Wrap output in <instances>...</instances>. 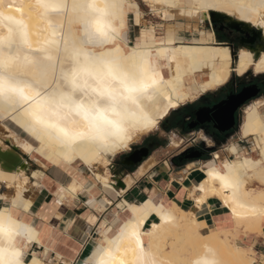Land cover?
Wrapping results in <instances>:
<instances>
[{
    "label": "snow or ice",
    "instance_id": "snow-or-ice-1",
    "mask_svg": "<svg viewBox=\"0 0 264 264\" xmlns=\"http://www.w3.org/2000/svg\"><path fill=\"white\" fill-rule=\"evenodd\" d=\"M5 9L18 15H5ZM215 13L245 21V30L264 45V0H0V131L18 140L23 133L26 151L39 152L69 177L66 185L57 183L53 205H71L78 193L92 197L93 179L105 189L111 186L95 173L98 165L107 167L112 157L128 148L133 138L126 127L129 122L137 138L163 131L175 143L177 132H169L161 118L165 108L187 99L180 88L182 64L193 71L209 65L222 70L233 62L234 53L217 46V33L208 27L216 23ZM179 19L201 29L198 47L183 45L178 35L182 25L174 23ZM134 26L138 34L132 44L128 35ZM33 35L39 37L35 42ZM254 51H239L238 71L246 62L264 75V54H257L254 62ZM173 66L176 74L166 79L161 69L172 73ZM221 79L214 73L201 87ZM244 112L242 138L249 133L255 137L252 154L232 144L224 152L236 153V159L220 157L217 164L210 158L207 179L192 199L198 206L208 193L222 196L233 217L258 219L264 228V190L244 193L253 197L251 202L241 200L249 172L259 170L264 181V97L246 105ZM206 131H189L185 138L197 140L203 148L211 143ZM33 143L39 147L34 149ZM10 166L9 159L0 157V264H75L61 254V246L67 245L57 238L67 235V229L57 232L45 223L51 216L61 221L63 217L53 205L30 211L32 203L24 191L29 181L23 173H10ZM7 190L12 192L5 195ZM184 194V189L178 190V197ZM87 204L101 215L85 214L92 234L99 237L86 264H225L209 243L211 237L199 234V225H176L175 235L163 236V248L151 239L145 242L144 235L154 234L141 232L148 212L160 216L161 224L152 228L161 231L174 223L178 209L164 210L163 203L155 208L147 201L139 208L123 201L109 208L110 200L94 197ZM121 209L130 214L121 218ZM235 251L243 257L238 264H264V253L250 248Z\"/></svg>",
    "mask_w": 264,
    "mask_h": 264
},
{
    "label": "bare ground",
    "instance_id": "bare-ground-1",
    "mask_svg": "<svg viewBox=\"0 0 264 264\" xmlns=\"http://www.w3.org/2000/svg\"><path fill=\"white\" fill-rule=\"evenodd\" d=\"M3 11H4L5 15H18V13H16L15 11L9 12L6 9ZM25 14H27V7L25 8ZM215 17H216V22H225L228 24L239 25L244 32H247L244 28V24L246 23L245 21L232 19L225 13H215ZM32 23H35V21L33 20ZM177 24H180V23H177ZM180 25H182V24H180ZM183 28H184V25H182V27H180L178 30V35H179L181 41L183 42V45L185 47H198L199 42L201 40L200 35L198 38H195L194 40L188 41L186 39V37L182 36V34H181ZM32 39L35 42L37 39H39V37L36 35H33ZM253 40L254 39L252 38L251 41H253ZM135 42H136V40L131 42V43L135 44ZM214 43L217 46H222V47L230 49V47H228L224 43L218 42L217 40L215 41V39H214ZM176 46L179 47L180 44H177ZM240 50H248V51L255 50L254 54H253V60H254V62H258V60L255 59L256 55L257 54H264V45H262L261 38L259 37L257 44H255L253 46L250 45L247 48L242 47ZM230 51H231V49H230ZM233 61H234V58H233ZM239 63L240 62L237 59L235 67L233 66V62H232L230 65H226L222 70L219 68H213L211 65H209L207 68L197 69L195 71L188 69L187 65L182 64V70L183 71H182L181 79H182L183 83L180 85V88H181V91H183L186 94L187 99H181L178 102L177 107H175V108H165L164 109L165 114L162 116L161 122H163L168 116H170L172 114V112L176 111L179 108H182L183 106L187 105L189 102L198 99L203 94H206L207 92H210V91L214 92L217 89H219L220 87L226 85L228 83V81L230 80L231 74L233 71H236L239 76L247 75L250 70L253 73H255L256 75H259V73H256L251 68V66L248 65L246 62H245L244 68L239 69V71H238ZM161 72L165 76L166 79L169 78L170 75L174 76L176 74L174 66H173L172 73L168 72L167 67L162 68ZM214 73L218 77H222L220 83L219 84H213L209 88H202L201 87L202 85L208 84V82L212 79V76ZM199 78H202V80H199ZM173 102L176 103L175 97H173ZM161 103L163 105L166 102L162 101ZM245 106H244V108H245ZM246 117H247V113L244 112L242 122L246 120ZM242 122L240 124L241 138H242V134H243V123ZM13 130L14 131L17 130L14 125H13ZM21 134H22V136H20V139L18 140L15 136H10V135H7L5 133H0V137H3L2 139H0V157L7 158L11 161V166L8 169V171L10 173H16V172L23 173V176L29 181V183L24 186V191H25L26 197L33 204L32 194H34L33 193L34 190L35 189H37V190L42 189L43 187L47 186L50 183V181L53 180L52 178H50L49 176L46 175L44 169L47 170L48 168H55V169H57L56 175H57L58 171L61 173L63 178L62 179L59 178L60 180L59 179L56 180V185H57V183L66 185L67 183H69V177L65 175V173L61 170V168H59L56 164L50 163L43 156H41V154L39 152L26 151L24 146H23V141L25 139V136L23 133H21ZM249 137H251V140L254 143L255 137L252 136L251 133H249L248 136L243 137L242 139H248V141H249L250 140ZM136 139H138V138H136ZM136 139L133 140L128 145L127 149L121 150L120 152H118L116 154V156L121 154L124 151L130 150L131 145L136 141ZM208 140L211 141V143H208V144L210 146H212L213 141L209 137H208ZM5 141H10L11 144H10V142L5 143ZM184 141H185V136L184 137L177 136L175 143H173V141L171 139L170 145L174 148H177L176 146L177 145L181 146ZM232 144H235L239 148L243 149L244 153H247L248 155L252 154V151H251L252 149L248 150V149L244 148L240 143H236V142L227 143L225 145V149L229 145H232ZM32 147L35 149V148L39 147V145L37 143H33ZM31 156L35 157V161L38 163L39 168L37 167V168L33 169L31 171V173L28 174L27 169L29 167V159H30L29 157H31ZM228 156H230L231 158L227 157L226 160L236 159V153H228ZM115 157H112L110 159V162H109L107 167H105L103 164L98 165L97 171L95 173L96 176L105 177L111 186L109 188L105 189L102 182H97L94 179L89 181V185L95 184V187L92 188V197L91 198L94 197L97 200H110L111 204H109V206H112L114 203L116 204L119 201H123L128 205L134 204V205H136V207L139 208L141 205H144L145 202L147 201V202H149V204L151 206H154L155 208H160L161 203H163L164 210H168L169 208H171L173 210L178 209V212H176L177 218L174 221V223L166 225L164 227V229L161 231H156L152 228L153 224H156V225L161 224L160 216L154 210L148 212V214L145 216L144 223L141 226V232H142V234L148 233V232H153L154 234L152 237H148L147 235L143 236V239L145 240L146 243L149 239H151V241L154 245L159 244L161 246V248H163V236L166 233L169 235H175L176 232L178 231L176 225H181L182 227H194L195 225H199L200 226L199 227V234L203 237H211V240L209 241V243H211L214 247H216L218 249L220 257L225 261V264H238V262L243 260V257L236 253L235 250L237 248H241V249L250 248L253 252H255V250H253L251 247H244L238 243L237 232L243 226V224H245V226H244L245 229L250 228L254 225H261L259 220L251 218V217L245 218V219H238V218L233 217L231 215V210L223 203L222 196L212 195L211 193H208L207 195H205L203 203H201L199 206H202L207 201V199L209 197H215L216 199H218L219 202L221 203V205L224 207V209H226V211L228 212L231 220L234 222V226H233L232 230H223V229L217 230L214 227H211L210 229L208 227H205V225H206L205 222L202 221L197 216V214H195L191 211H186L176 201H174V200L173 201L172 200L167 201V200H163L162 198L157 199V197H158L157 196V190L155 188L150 189L146 195L143 194L145 196L142 197L141 199L137 200V201L136 200H129V199H126L125 197H122V196H124V194L126 193L128 188L130 189V185H131L133 180H132L131 176H126L125 172L115 171V168H114L115 167L114 166ZM220 157H221V155L216 152L214 160L217 164L221 163V160L219 159ZM241 158L242 159L247 158V156L242 154ZM12 160H19V161H21V164L18 163L17 165H15ZM209 162L210 161H204L199 165V167L202 170L203 177L199 180L194 181L193 187L191 189V195H192V193L199 192L200 183L207 179L206 166ZM22 163H26L27 165L25 167H23ZM124 163L126 165H129V166L133 165V159L131 157V154L125 157ZM82 171L87 172V175H89V176L92 175V173L88 172V170L86 168H82ZM145 171H146L145 166L142 165L138 169L137 173L143 174ZM120 177H124V181L126 183L125 186L119 185V182L121 181ZM252 183L253 184L257 183L258 186L253 187V186H251ZM262 190H264V181H262V179H261V173L259 172V170L249 172L248 177L246 178L245 183L242 185V188H241V200H242V202H251L253 199L252 196L244 195V193H246V192L247 193H259ZM96 193H97V195H96ZM55 194H56V189L54 191L53 196H51V197L54 198ZM5 195H7V194H5ZM80 195H81V193H78L77 197ZM119 197H122V199L120 200ZM45 202H46V200H45ZM36 206H37V203H36ZM30 211H31V209H30ZM129 214H130V210H129V212H124L122 209L120 210L121 218H123V216L129 215ZM45 223L48 225L49 228L54 229L53 225H51L48 222H45ZM108 226L112 227V228L116 227V225H112V224H109ZM61 240L64 242V244L67 245L66 248L63 247V245L61 246V254L62 255H64V253H66L67 251H70L72 248H75V246L78 245V243L72 238V236L70 237L69 235L63 236V238ZM168 243H169V245H171V240H169ZM169 250H171L170 247H169Z\"/></svg>",
    "mask_w": 264,
    "mask_h": 264
},
{
    "label": "crops",
    "instance_id": "crops-1",
    "mask_svg": "<svg viewBox=\"0 0 264 264\" xmlns=\"http://www.w3.org/2000/svg\"><path fill=\"white\" fill-rule=\"evenodd\" d=\"M162 153V150H157L154 153L150 154L149 150L150 155L144 157L141 162L132 166H126L122 160V167H117L124 170L117 171L125 172L126 176H131L133 180L130 185V189L128 188V190L122 197L137 201L144 197L150 189L155 188L157 190V199L162 198L163 200L167 201H176L186 211H191L197 214V216L205 222V227H208L209 229L230 219V216L226 209H224L219 200L215 197H209L202 206H197L192 199L191 189L193 187V183L195 180H199L203 177V173L199 165L206 160H202V158H192L193 160H191L190 162H182L181 164H176L173 159H163L161 157ZM142 165L145 166L146 171L143 174H138L137 171ZM190 165L191 167H188ZM44 171L46 175L53 180L50 181V183L42 189L34 190V194H32L33 208H31V211H33V213L39 212L44 205H53L54 198L51 196H53L56 189V180H58L59 178H63L59 171L57 172L58 176L56 175L57 169L55 168H48L47 170L44 169ZM120 178L121 181L119 182V185L121 186V183H123L122 186H125L126 183L124 181V177ZM181 188L185 190V194L178 197L177 193ZM122 197H119V199L121 200ZM90 198V196L81 193L80 196L72 201L71 205L67 203L63 205H53L56 208L57 212H59L63 217V221L57 220L55 216H51L49 221H45L53 225L54 229H56L57 232L67 229V235H69L70 237L72 236V238L78 243L75 248H72L70 251L64 253V255H68L69 259L75 261V264H86L89 256H91L94 251L92 247L93 242H97L99 239L97 235L92 234L91 229L93 226L89 225L88 218L85 215L86 213L90 212L96 214L97 216L101 215V213H99L95 208H89L87 201ZM114 205L115 203L112 206H109V208L114 207ZM108 218L111 221L112 213H109ZM39 220L40 219L37 216L35 222L38 224L40 222ZM69 220L72 221L71 225L65 223ZM81 229L84 230L83 234H80L79 232V230ZM57 238L61 240L63 237L58 236ZM241 238L249 245V247L255 250L257 254L264 253V228L261 227L260 232L241 233ZM36 250L39 251L40 249L37 248Z\"/></svg>",
    "mask_w": 264,
    "mask_h": 264
},
{
    "label": "rangeland",
    "instance_id": "rangeland-1",
    "mask_svg": "<svg viewBox=\"0 0 264 264\" xmlns=\"http://www.w3.org/2000/svg\"><path fill=\"white\" fill-rule=\"evenodd\" d=\"M145 19H147V18H145ZM161 23H163V21H161ZM174 23H180V24L184 25V28H183L181 34H182V36L186 37V39L188 41L194 40L195 38L199 37V32L201 29L198 28V26L195 23H193L191 25V27H189L188 24L183 19L176 20V21H174ZM149 27H151V22H149ZM208 27L215 29V31L217 33V36L215 37V41L217 40L218 42L224 43L225 45L230 47L232 53H234L233 66L235 67L240 49L242 47H244V48L248 47L247 45H244V43L240 42V39H239L240 34L238 32H230L228 30H221L219 25H217V24H214V25L210 24ZM137 34H138V28L136 26H134L133 29H131L129 31L128 39L131 42L135 41L137 39ZM253 79H257L258 81H261L263 86H264V75H261V74L254 75L252 73V76H249L248 74L245 76H239L236 71H233L231 74V78L226 85L220 87L219 89H217V91L213 92L210 95L205 96L203 99H201L199 101H197V100L191 101L187 105L183 106L182 108L177 109L176 111L172 112V114L170 116H168L162 123L167 127L169 132L175 130L180 135H183L188 131H191L192 133L200 132L201 130H189L188 126L186 125V121L188 120V118L190 116V112L199 104L211 103L213 101L214 97L219 94V92H222V94H224L227 91L228 92L231 91L230 90L231 87H233L235 85H238V87L242 86L244 84L250 83ZM199 80H202V78H199ZM223 90H224V92H223ZM261 97H264V89H263V92L259 96L252 99L247 104L248 105L252 104L253 102H256L257 100H259ZM243 109H244V107H243ZM243 109H241L239 114H238V124H237L236 128L233 131H231L230 133H227L225 136L221 137V139H220L221 141L218 142L219 144L216 147L212 148V149H214V151H208L207 154L205 155V157L202 158V160L213 158L214 152L219 153L221 155V157H223V159H226L227 157L231 158L230 156H228V154L225 155V152H224V149H225L224 144L226 145L227 143H231V142L240 143L244 148H246L248 150L252 149L253 141L252 140L248 141V139H242L241 135H240V124H241L242 119H243V115H242ZM0 133H5V132L0 131ZM21 136H22V134H21ZM9 142L10 141H8V143ZM192 142H193V140H186L180 148H174L170 145L171 136L164 135L163 131H162L161 133H156V134H152V135L143 134V135L139 136L138 139H136V141L131 145V148L135 149V148H140V146H149L150 143H152V146L150 147V154L154 153L157 150H162L163 153H162L161 157L163 159L164 158L173 159L176 162V164H181L182 162H190L191 160H193L192 158H189L186 156L187 155L186 153L188 151H190V149H192L191 148ZM10 144H11V142H10ZM129 153H130V150H127V151H124L115 157V160H114L115 171L124 170V169H119V168L122 167V165H123L122 160L124 163L125 156H128L127 154H129ZM29 158H30L29 159V167L27 169L28 174H30L33 169L39 167L38 163L35 161V157L31 156ZM126 166H128V165H126ZM117 172H120V171H117ZM121 172H123V171H121ZM254 184L252 183L251 186H253V187L258 186L257 183H254ZM11 192H12V190H7L4 194L9 195ZM48 221H49V219H48ZM233 226H234V222L230 218L226 222H222V223L216 225L214 228L217 230H221V229L232 230ZM244 226H245V224H243V226L237 232V241L240 245H242L244 247H249V245L242 240L241 233L260 232L262 226L261 225H254V226L247 228V229H245Z\"/></svg>",
    "mask_w": 264,
    "mask_h": 264
},
{
    "label": "flooded vegetation",
    "instance_id": "flooded-vegetation-1",
    "mask_svg": "<svg viewBox=\"0 0 264 264\" xmlns=\"http://www.w3.org/2000/svg\"><path fill=\"white\" fill-rule=\"evenodd\" d=\"M216 24L219 25V27H220L221 30H228L230 32H238L240 34V38H239L240 39V42L244 43V45H247V46L252 45L253 46V45H255V44L258 43L259 37L258 36H254L253 32H250L249 33L248 31L247 32H243V31H240V30H237V29H233L231 26H229L228 23H225V22H218ZM252 38L254 39L253 41H251ZM253 74L256 75L255 73H253ZM249 86H256L257 89H259V93H258L257 96H259L263 92V89H264V86H263V84H262L261 81H258L257 79H253L250 83L244 84L242 86H239L238 87V85H235V86L231 87V89H230L231 91H229V92L227 91L224 94H222V92H219V94L214 97V99H213V101L211 103H202V104H199V105H197L190 112V116H189L188 120L186 121V125L188 126L189 130H201L202 131V130L206 129L207 131H206L205 135L207 137H209L213 141V145L210 146L208 143H206L205 144V147L202 148L200 146V143L197 140L193 139L192 146H191L192 149H190V151H188L186 153L187 154L186 155L187 157L189 155H191L192 153H194V154H199L200 155L199 158H204L205 155L208 152V151H206L207 148H214V147H216L219 144L218 142L221 141L220 140L221 137L225 136L227 133H230L231 131H233L236 128V126L238 124V114H239L240 110L243 109V107L245 105H248L247 103L249 101H251L252 99L256 98L257 96L254 97V98H252V99H250V100H248V101H246L242 106H240L236 110V112H235V124H234V126L232 128H230L229 130H226V131H221L218 128V126L220 124L217 123L216 120H215V117H214L213 113L216 111V109H213V108H214L215 105H217L221 101L226 100L230 95L238 94V93H240L242 91L243 88L249 87ZM223 92H224V90H223ZM212 93L213 92H211V91L210 92H207L206 94H203L202 96H200L196 100L199 101V100L203 99L205 96L210 95ZM201 108H208V109H210L208 111L207 115H206L207 121H205L203 123H201V122L198 121V116H197V112ZM177 136L184 137L185 134L180 135V134L177 133ZM186 140L187 139L185 138V141ZM184 142H183V144H184ZM151 146H152V143H150L149 146H140V147H147L150 150V147ZM224 147H225V144H224ZM135 149H137V148H135ZM135 149H132L131 148L130 149V153H132ZM215 154H216V152L213 153V158L212 159H214ZM127 155H130V154H127ZM206 161H210V159H206Z\"/></svg>",
    "mask_w": 264,
    "mask_h": 264
},
{
    "label": "water",
    "instance_id": "water-1",
    "mask_svg": "<svg viewBox=\"0 0 264 264\" xmlns=\"http://www.w3.org/2000/svg\"><path fill=\"white\" fill-rule=\"evenodd\" d=\"M215 15V14H214ZM218 23V22H216ZM215 23V24H216ZM233 29H237L243 31L239 25L229 24ZM244 32V31H243ZM259 37V36H258ZM259 93V89L256 86H249L242 89V91L235 95H230L226 100L221 101L217 105L214 106L213 109L216 111L213 113L215 120L220 125L218 128L221 131H226L232 128L235 124V112L236 110L242 106L246 101L256 97ZM210 109L201 108L197 112L198 121L203 123L207 121V113ZM149 155V149L147 147H142L140 149L135 150L131 153V157L133 159V165L138 164L143 160L144 157ZM189 158H199V154L192 153L188 156ZM15 165L18 163L21 164L19 160H12ZM27 164L22 163V166L25 167ZM123 185V183H121Z\"/></svg>",
    "mask_w": 264,
    "mask_h": 264
},
{
    "label": "clouds",
    "instance_id": "clouds-1",
    "mask_svg": "<svg viewBox=\"0 0 264 264\" xmlns=\"http://www.w3.org/2000/svg\"><path fill=\"white\" fill-rule=\"evenodd\" d=\"M126 127H128V132L133 137L131 140L128 141V144H130L133 140L137 138L139 134L136 133L135 130L131 127V122H129L128 125H126Z\"/></svg>",
    "mask_w": 264,
    "mask_h": 264
}]
</instances>
